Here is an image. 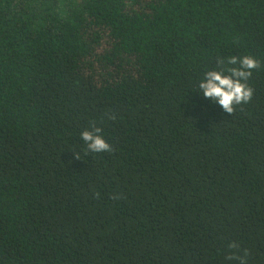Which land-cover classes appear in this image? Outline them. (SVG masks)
Returning a JSON list of instances; mask_svg holds the SVG:
<instances>
[{
    "label": "trees",
    "instance_id": "16d2710c",
    "mask_svg": "<svg viewBox=\"0 0 264 264\" xmlns=\"http://www.w3.org/2000/svg\"><path fill=\"white\" fill-rule=\"evenodd\" d=\"M245 55L232 116L198 84ZM93 120L113 152L85 154ZM232 242L264 264V0H0V264H238Z\"/></svg>",
    "mask_w": 264,
    "mask_h": 264
},
{
    "label": "clouds",
    "instance_id": "9594fccd",
    "mask_svg": "<svg viewBox=\"0 0 264 264\" xmlns=\"http://www.w3.org/2000/svg\"><path fill=\"white\" fill-rule=\"evenodd\" d=\"M261 62L250 55L229 56L226 59L217 57V67L204 73L199 81L198 89L203 97L217 103L225 113L234 115L237 107L243 111V105L248 104L254 95V89L247 81L252 77L253 71L261 68ZM107 119L115 120L116 115L111 112L105 113ZM104 117L101 118V122ZM81 138L86 144L85 154L111 153L113 148L102 135V128L97 121L93 120L89 128L81 132ZM73 158L81 160L79 151L73 150ZM95 193L94 198H99ZM113 199H122V194H113ZM230 251L225 256L227 261H236L238 264H247L249 251L241 250L236 242L228 245Z\"/></svg>",
    "mask_w": 264,
    "mask_h": 264
}]
</instances>
